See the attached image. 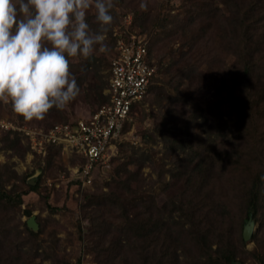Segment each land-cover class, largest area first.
Returning a JSON list of instances; mask_svg holds the SVG:
<instances>
[{
  "label": "rangeland",
  "instance_id": "rangeland-1",
  "mask_svg": "<svg viewBox=\"0 0 264 264\" xmlns=\"http://www.w3.org/2000/svg\"><path fill=\"white\" fill-rule=\"evenodd\" d=\"M234 1L244 9L248 6L244 4L254 0ZM261 2L264 3V0ZM185 4L181 0H114V23L106 33L107 51L97 50L90 56L91 60L79 56L71 59L75 67L70 66V71L76 79L84 81L82 85L78 84L79 94L63 109L53 107L42 118L26 120L12 110L10 102L0 100V182L6 190L23 194L21 207L7 212L2 210L5 213L0 215V242L5 244L11 240L20 246V250L26 253L25 264H113L115 257H119L116 256L117 251L121 252L122 241L128 238L121 231L124 222L121 208L105 199L104 202L99 200L90 205L89 199H108L111 194L128 198V193L122 190L125 186L121 187V182L131 177L130 171L137 174L133 188L152 195L157 207L165 209H168L172 200L179 201V194H190L185 185L191 175L190 170L199 160L195 157L206 151V145L216 146L213 159L218 163L211 178L220 179L221 184L227 178L223 170L227 160V157H222L223 140H220V133L217 135L213 132L210 137L208 126H221V122L231 121V116L234 115L232 107L238 100H242V94L229 82L227 69L235 62L232 49L237 47L229 34H240L243 18H239V23L234 20L237 16L221 0L215 2L216 8L219 7L218 17L221 20L229 19L231 23L224 21L227 24L223 27L225 35L221 38L222 45L226 42L229 49L227 59L222 63L208 59L211 62L202 63L201 74L181 80L180 92H177L168 82L179 73L181 65L172 63L171 57L173 55L172 59L177 60V52L184 46L176 43L170 49L167 44L162 50L165 56L164 67H174V75H165L158 68L160 80L139 104L129 121L132 125L124 136L121 134L120 140H116L121 147L117 142L108 146L107 154L110 159L115 158L112 163L108 160L96 165L92 173L93 185L79 187L72 182L78 180V169L75 161L77 157L71 150L62 146L57 150H49V144L35 145L26 132L47 129L49 123L63 119L76 121L89 116L107 95L109 66L115 50L109 32L114 34L113 37L117 35L119 38L138 35L143 30L144 23L149 24L136 19V11L141 14L162 11L168 15L167 9L172 7L175 8L170 12L172 15L178 14L191 22L182 10ZM249 12L248 6L247 13ZM87 18L94 29L98 28L94 9H89ZM203 48L202 45L197 46L198 51ZM174 51L177 52L173 54ZM85 63H88L87 68H83ZM192 158L194 160L191 162ZM179 177L182 182L175 187V181H180ZM32 184H38L36 192L30 190L29 185ZM178 205L181 206L180 203ZM51 208L58 210L53 211ZM235 208V215L239 218H236L237 221L245 227L249 218L242 220L238 204ZM27 209L37 217L41 226L40 231H34L40 233L37 241L28 239L26 228L33 230L27 225ZM135 212L133 210L131 213ZM174 216L180 217L179 212H174ZM255 221L254 236L260 243L246 242V248L239 255L242 260L233 259L231 264L264 263V219ZM237 228L239 231L240 225ZM234 234L235 240L236 237L238 240L240 233L235 231ZM214 248L217 249L218 245Z\"/></svg>",
  "mask_w": 264,
  "mask_h": 264
},
{
  "label": "trees",
  "instance_id": "trees-1",
  "mask_svg": "<svg viewBox=\"0 0 264 264\" xmlns=\"http://www.w3.org/2000/svg\"><path fill=\"white\" fill-rule=\"evenodd\" d=\"M181 1L183 4L186 3L182 10L189 16L191 22L178 14L172 15L170 12L175 9L172 7L167 9L168 15L162 11L156 14L145 12L146 14L143 13L145 16L135 12L136 19L144 20L149 24L144 23L143 30L138 33V36L148 41L150 63L156 69L149 92L160 80L158 79L160 69L166 73L165 75H174L172 69L174 67H164L165 56L162 50L167 44L170 49L176 43L184 46L181 51L173 52V54L177 52L179 56L177 60L172 59L173 55L171 57L172 63L181 65L179 73H176L168 82V85L177 92L181 80L201 74L202 63L205 64L208 59H214L220 63L227 59L228 48L226 42L222 45L221 38L225 35L223 34L224 25L231 23L229 19L221 20L218 17L219 7L216 8V0ZM221 2L230 6V12L235 13L234 16L237 17L234 20H238V23L239 18H243V20L240 19V34L238 36L229 34V38L234 40L237 47L232 49L235 62L227 69L229 82L242 94V100H238L232 107L234 115L231 116V121H223L221 126L216 124H212L216 127L208 126L210 137L213 132L217 135L220 133V140H223L222 157H227L223 170L227 178L222 184L220 179L211 178V173L214 172L218 163L213 159L216 146L207 147L206 145V151L195 157L199 160L190 170L191 175L185 185V188H189L190 194H179L177 196L179 201L172 200L168 209L157 207L152 195L133 188L132 184L137 174L131 171V177L121 182L123 184L121 187L125 186V190H122L128 193V198L111 194L108 199L104 197L89 199L90 205L99 200L104 202L105 199L121 208L124 221L121 231L124 236L128 235V238L122 241L121 252L117 251L116 256L119 257H115L113 264H231L233 259L240 258L239 255L247 246L243 236L244 230H242L244 224L236 219L238 218L235 215L236 204H238L239 216L242 220L249 218L251 212L258 222L264 219V3L261 0H254L249 4L245 2L244 5L250 7V12L247 13L248 6L246 10L233 0H221ZM109 34L112 36L113 46L116 49L119 37L117 35L113 37L112 32ZM198 45L204 46L203 50L198 51ZM229 54L228 51V56ZM91 58L87 57L86 60ZM71 59L69 58L70 66L73 67L75 64ZM87 66L88 63H85L83 68ZM224 66H226L225 63ZM110 76L109 66L108 86ZM77 81L82 85L84 79L78 78ZM108 101L109 96L105 95L101 104L93 112ZM142 101L134 105L132 117ZM69 122L71 120L63 119L56 123H49L46 127L51 128L55 124ZM131 125L129 121L126 123L123 136ZM6 139L10 141L9 138ZM115 142L118 143V141ZM58 148L60 147L53 144L48 145L49 150ZM114 158L111 157L109 162L112 163ZM193 160L192 158L191 162ZM75 161L76 168L83 169L86 160L77 157ZM72 182L81 186L80 180ZM181 182V180L175 181L177 183L175 187H178ZM29 187L32 192L38 190V184H32ZM178 189L182 192L180 188ZM22 202V193L8 191L0 182L1 216L7 210L21 207ZM131 210H136L135 214H132ZM25 212L29 218L33 216L32 211L27 209ZM174 212H179L180 217H175ZM187 224H189L188 227ZM238 225H240L239 231ZM39 227L41 229L40 224ZM26 230L28 239L37 241L40 238V233L30 231L28 228ZM235 231L240 233L238 240L236 237L237 241ZM252 241L259 242V239L253 235ZM5 244L0 242V264H25L26 253L20 250V246L15 245L11 240ZM215 245H218L217 249L214 248ZM254 254L259 259L258 254L256 252Z\"/></svg>",
  "mask_w": 264,
  "mask_h": 264
},
{
  "label": "clouds",
  "instance_id": "clouds-1",
  "mask_svg": "<svg viewBox=\"0 0 264 264\" xmlns=\"http://www.w3.org/2000/svg\"><path fill=\"white\" fill-rule=\"evenodd\" d=\"M114 7V0H0V100L26 120L63 109L80 91L69 58L107 51Z\"/></svg>",
  "mask_w": 264,
  "mask_h": 264
},
{
  "label": "built area",
  "instance_id": "built-area-1",
  "mask_svg": "<svg viewBox=\"0 0 264 264\" xmlns=\"http://www.w3.org/2000/svg\"><path fill=\"white\" fill-rule=\"evenodd\" d=\"M156 73L150 63L148 41L138 35L121 36L110 62L109 101L89 116L32 130L27 136L35 145L62 146L86 163L77 170L82 187L93 185L92 173L101 161L110 160L107 148L118 140L132 118L134 105L142 101ZM115 147V146H114Z\"/></svg>",
  "mask_w": 264,
  "mask_h": 264
},
{
  "label": "water",
  "instance_id": "water-1",
  "mask_svg": "<svg viewBox=\"0 0 264 264\" xmlns=\"http://www.w3.org/2000/svg\"><path fill=\"white\" fill-rule=\"evenodd\" d=\"M27 224H28V227L32 229L33 231L35 232L39 231L40 227H39V224L37 222V218L35 215L29 218V220L27 221ZM255 230H256V221L254 219L253 213L251 212L249 220L245 224L244 231H243V236L246 242L252 241Z\"/></svg>",
  "mask_w": 264,
  "mask_h": 264
}]
</instances>
